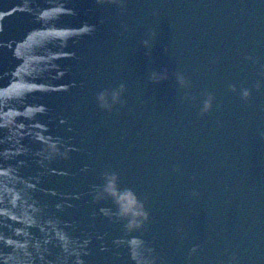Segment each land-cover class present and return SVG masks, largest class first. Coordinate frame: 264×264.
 Here are the masks:
<instances>
[{"label":"water","instance_id":"water-1","mask_svg":"<svg viewBox=\"0 0 264 264\" xmlns=\"http://www.w3.org/2000/svg\"><path fill=\"white\" fill-rule=\"evenodd\" d=\"M0 264H264V0H0Z\"/></svg>","mask_w":264,"mask_h":264}]
</instances>
